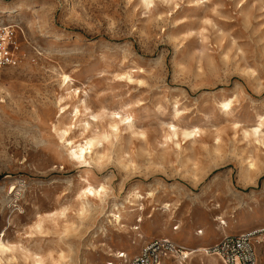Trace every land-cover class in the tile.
I'll use <instances>...</instances> for the list:
<instances>
[{"label":"rangeland","instance_id":"1","mask_svg":"<svg viewBox=\"0 0 264 264\" xmlns=\"http://www.w3.org/2000/svg\"><path fill=\"white\" fill-rule=\"evenodd\" d=\"M0 19L17 58L0 69V264H127L163 237L180 250L161 264H224L199 251L224 236L207 231L264 227V0H0ZM136 191L154 194L142 223Z\"/></svg>","mask_w":264,"mask_h":264},{"label":"built area","instance_id":"2","mask_svg":"<svg viewBox=\"0 0 264 264\" xmlns=\"http://www.w3.org/2000/svg\"><path fill=\"white\" fill-rule=\"evenodd\" d=\"M13 27L0 26V69L16 64ZM180 247L168 237L147 244L127 264H161L170 252H179ZM220 257L224 264H264V227L239 234H228L207 248ZM184 256L186 251H180Z\"/></svg>","mask_w":264,"mask_h":264},{"label":"bare ground","instance_id":"3","mask_svg":"<svg viewBox=\"0 0 264 264\" xmlns=\"http://www.w3.org/2000/svg\"><path fill=\"white\" fill-rule=\"evenodd\" d=\"M145 2H146V4L147 5H150L151 3H152V1L153 0H144ZM148 9V8H147ZM0 23H4V19H0ZM4 25V24H3ZM8 25H6V26H2V27H7ZM64 77V81H70V75L69 74H65V75H63ZM129 77V76H128ZM233 102H234V99L233 98H230V99H228V98H221V99H219L218 101H217V105L219 106V108L222 110V111H226V112H228L229 110H231L232 109V105H233ZM176 105V104H175ZM62 109V112L64 111V109H65V107H62L61 108ZM78 110V109H77ZM175 114L178 116L180 113H181V110L180 109H178V108H176L175 109ZM260 118H259V121H258V124L251 130L252 131V134H257V133H260L261 132V130H262V126L264 125V115H260L259 116ZM95 118V117H94ZM131 117H130V115H126V116H121L120 117V119H119V121H116V122H113L112 123V127L113 128H115V129H118V122H120V121H123V120H125V119H130ZM117 120V119H116ZM130 124V123H129ZM250 130V129H249ZM169 131H170V135H171V137H178V136H183V138L185 139H187V138H190V137H195V136H197L202 130L198 127V126H193V127H182V128H180L179 126H177L176 124H171V126H170V128H169ZM251 131H248V130H246L245 131V133H247V134H249V133H251ZM65 132H66V130L64 131V133H63V135H62V137H65L64 136V134H65ZM244 133V134H245ZM246 134V135H247ZM218 137V136H217ZM105 139V138H104ZM70 140V139H69ZM70 143L69 144H71V146L69 147V152H70V155H71V157L72 158H74V157H76V158H83L85 161H87V152L89 151V153H91V151H92V149H93V147L95 146V144H96V142H97V139L95 138V137H87L86 139H85V144H79V145H77V146H75V145H73V141L71 140V141H69ZM249 158V157H248ZM255 166H256V164H255V162H254V160H251L250 158H249V160H248V168H255ZM105 185L104 184H101V185H99V187H98V185H97V187H95V186H93V185H91V184H89L87 187H85L84 189H83V192H82V195H84V196H89V194H93V195H97V194H101L102 193V191H105ZM153 196H154V194H153V192H150L149 194H148V196L146 197V196H144L141 192H139V191H136V192H134L133 193V201H134V203H137L138 202V208L137 209H135V212L137 211L138 213H139V218L137 219V221L139 222V223H142L143 222V220H144V217H145V203H144V200H146V199H150V198H153ZM164 206H165V208L167 209V210H170L171 209V204H169V203H164ZM55 214V213H54ZM53 214V215H54ZM122 215H123V213H122V210H119V212L118 213H114V217H115V220L116 221H121V218H122ZM148 217V216H147ZM50 218V217H49ZM52 218V217H51ZM221 218V216L219 217V219ZM55 219V218H54ZM41 222H43V220H40V222H38V225H36L37 226V228L38 229H42V224H41ZM231 227V224H229V222L227 221V220H221V225H217L216 227H215V229L213 230V231H207L206 232V234L208 235V234H210V233H220L221 232V234H223V235H227L228 234V232H229V228ZM138 229L139 230V228H140V226H136L135 227V229ZM201 231V235L202 234H204L205 232H204V230H200ZM168 233H172L171 231H168ZM198 233H199V230H198ZM173 235H177V233L176 232H173L172 233ZM139 237H140V239H144V236H143V234L142 233H140L139 234ZM136 243V242H135ZM10 244V243H9ZM135 248V245H133V246H131L130 248H128V249H126L125 251H124V261L125 262H127V261H129L133 256H136V254H135V252L133 253L132 251V249H134ZM8 249H10V246L7 244V243H5L4 241H2V240H0V252H5V251H7ZM207 248H205V247H202L201 246V248H199V251H204V253L206 252L207 253ZM193 252V251H192ZM192 252H190V253H192ZM117 253V252H116ZM123 253V252H122ZM189 253V254H190ZM199 253V252H198ZM113 254V253H112ZM119 254V253H118ZM185 254H188V252H186ZM189 254H188V256H189ZM111 255V254H110ZM205 256V255H204ZM210 255H207V258H208V260L209 261H211V263L212 262H214V261H216L214 258H212V257H209ZM41 257V256H40ZM42 258V257H41ZM202 258H203V256H202ZM206 258V257H205ZM205 258H203V260L205 259ZM2 259V258H1ZM37 260H39V259H37ZM176 260V259H175ZM177 260H179V259H177ZM207 260V261H208ZM43 261V260H42ZM206 261V262H207ZM41 262V259L39 260V263ZM38 263V264H39ZM204 262H201V264H203ZM215 264H216V262H214ZM41 264V263H40ZM177 264H184V262H181V261H179Z\"/></svg>","mask_w":264,"mask_h":264}]
</instances>
